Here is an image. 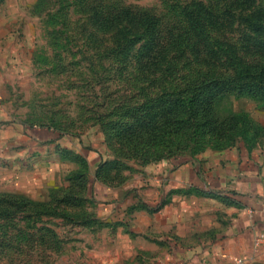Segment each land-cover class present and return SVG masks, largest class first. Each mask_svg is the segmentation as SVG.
Segmentation results:
<instances>
[{
	"label": "rangeland",
	"instance_id": "obj_1",
	"mask_svg": "<svg viewBox=\"0 0 264 264\" xmlns=\"http://www.w3.org/2000/svg\"><path fill=\"white\" fill-rule=\"evenodd\" d=\"M6 15L0 264H129L132 214L157 210L152 165L264 153V31L247 21L264 26V0H14ZM217 87L199 127L195 97Z\"/></svg>",
	"mask_w": 264,
	"mask_h": 264
},
{
	"label": "crops",
	"instance_id": "obj_2",
	"mask_svg": "<svg viewBox=\"0 0 264 264\" xmlns=\"http://www.w3.org/2000/svg\"><path fill=\"white\" fill-rule=\"evenodd\" d=\"M10 8L14 0L0 7V26ZM227 159L203 170L193 162L152 165L143 201L161 205L132 214L140 242L129 264H264V153Z\"/></svg>",
	"mask_w": 264,
	"mask_h": 264
},
{
	"label": "trees",
	"instance_id": "obj_3",
	"mask_svg": "<svg viewBox=\"0 0 264 264\" xmlns=\"http://www.w3.org/2000/svg\"><path fill=\"white\" fill-rule=\"evenodd\" d=\"M242 1L245 4L247 3V0H242ZM254 17H252V19H250V17L247 18V21L249 22L250 26H252L253 28L257 27V28H255L257 31H262L263 32L264 31V26H261L260 23L259 24L258 23L257 24L254 23V21H252L254 19ZM247 73H249V70H245V72L243 74L244 78L248 77ZM262 81H264V80H262ZM245 82H246V80L243 81V83H245ZM224 90H225L224 87H217L211 93L207 92V90H204L202 92V94L196 95L195 100H194L196 108H195L194 111L196 112V115L200 117V119L197 120V122H196L197 126L200 127L201 125H204L203 121H207L209 119V114H206V111L209 112V109L207 108V106L212 104L213 103V99L216 98V97H219ZM199 109H201V112L199 111ZM8 203H10V202H6V204H8ZM160 205H157L156 209H159ZM8 210H9L8 207L2 205V207H0V213H3L1 216L2 217L8 216L7 215Z\"/></svg>",
	"mask_w": 264,
	"mask_h": 264
},
{
	"label": "built area",
	"instance_id": "obj_4",
	"mask_svg": "<svg viewBox=\"0 0 264 264\" xmlns=\"http://www.w3.org/2000/svg\"><path fill=\"white\" fill-rule=\"evenodd\" d=\"M259 239H261V237Z\"/></svg>",
	"mask_w": 264,
	"mask_h": 264
}]
</instances>
